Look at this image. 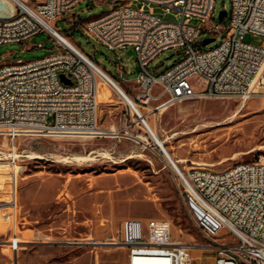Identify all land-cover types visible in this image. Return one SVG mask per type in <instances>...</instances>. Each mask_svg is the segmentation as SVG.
<instances>
[{
    "label": "built area",
    "instance_id": "obj_1",
    "mask_svg": "<svg viewBox=\"0 0 264 264\" xmlns=\"http://www.w3.org/2000/svg\"><path fill=\"white\" fill-rule=\"evenodd\" d=\"M9 1L14 13L0 14V46L30 40L44 29L57 41L55 50L36 58V64L17 58L13 61H20L19 70H11L12 61L6 59L0 65V134L11 140L8 156L17 166L20 154L15 142L22 134H101L98 93L103 76L96 62L69 38L70 31L65 33L53 23L83 0ZM110 1L114 7L102 15L68 19L109 49L134 47L139 72L130 94L142 111H160L190 99L246 101L264 96V70L256 87L262 90L253 87L264 67V43L245 41L249 33L264 38V0H231V9L224 7L229 11L227 24L211 22L216 0ZM154 6L176 18L166 20L148 10ZM54 29L71 42L59 39ZM205 37L220 42L203 49ZM170 48H181L182 58L163 70L151 65ZM119 71L122 75V68ZM153 102L157 104L151 108ZM171 166L183 205L217 252L215 264H264V153L255 161L232 165L233 175L187 161ZM88 242L126 247L128 264L194 261L192 246L175 238L171 222L164 218H126L118 236ZM22 243L17 234L3 242L16 251Z\"/></svg>",
    "mask_w": 264,
    "mask_h": 264
},
{
    "label": "rangeland",
    "instance_id": "obj_2",
    "mask_svg": "<svg viewBox=\"0 0 264 264\" xmlns=\"http://www.w3.org/2000/svg\"><path fill=\"white\" fill-rule=\"evenodd\" d=\"M103 1L109 2L83 0L53 23L65 33L70 31L69 38L130 94L139 72L134 47L109 49L89 38L77 21L68 19L73 15L86 20L115 5ZM231 5V0H216L211 22L227 24L219 13L225 6L230 10ZM148 10L166 20L176 18L158 6ZM13 13V4L0 0V14ZM245 41L259 45L264 38L249 33ZM219 42L216 39L203 49ZM40 43L43 47H38ZM56 45L55 37L44 29L30 40L2 44L0 65L5 59L9 63L43 57ZM180 51L167 49L151 65L166 69L182 58ZM101 84L99 125L114 128L116 133L22 134L15 142L20 154L17 166L8 156L11 140L0 134V264H128V249L123 246L60 242L109 241L112 235H119L123 220L130 217L169 220L174 237L192 246L193 264H215L217 252L183 205L172 166L116 89L105 79ZM143 112L169 150L185 159L182 162L221 170L255 161L264 153V96L246 101L190 99L160 111ZM14 234L23 242L18 251L3 244ZM225 235L231 234L226 231Z\"/></svg>",
    "mask_w": 264,
    "mask_h": 264
},
{
    "label": "bare ground",
    "instance_id": "obj_3",
    "mask_svg": "<svg viewBox=\"0 0 264 264\" xmlns=\"http://www.w3.org/2000/svg\"><path fill=\"white\" fill-rule=\"evenodd\" d=\"M55 35L64 41L71 42L62 32L54 29ZM29 64H36V59H31L29 60ZM98 69L101 72V75L103 76V79L107 80L119 93L121 98L131 107L132 111L136 113L138 116L141 115L142 122L145 125L146 130L148 131L150 137L154 140V142L157 144V146L160 148V150L163 152L166 160L171 164L179 165V162L185 161V159L177 158L167 147L165 139H163L156 128L153 126V124L149 121L148 115H145V113L139 108V106L136 104L132 96L125 90V88L118 82L116 81L107 71H105L100 65L94 63ZM20 68V61H12L11 62V70H19ZM264 70V67L261 69L260 73L256 77L253 87H257V81L258 78L261 76L262 72ZM103 94V87L100 82V90L98 93V99L102 97ZM144 119V120H143ZM223 122V121H222ZM118 131V130H117ZM98 133L101 134H113L116 133L115 129H106L103 127H100L98 130ZM85 136H94V134H86ZM234 173V166H229L227 168L223 169V175H233ZM118 254V253H117Z\"/></svg>",
    "mask_w": 264,
    "mask_h": 264
},
{
    "label": "water",
    "instance_id": "obj_4",
    "mask_svg": "<svg viewBox=\"0 0 264 264\" xmlns=\"http://www.w3.org/2000/svg\"><path fill=\"white\" fill-rule=\"evenodd\" d=\"M219 18L221 19V20H228L229 19V11L228 10H226V9H223V10H221L220 11V13H219ZM215 40V37H205L204 39H203V46H206V45H208L209 43H211L212 41H214ZM62 78L64 79V75H62ZM140 118H142L141 117V115L139 116ZM144 120V119H143ZM62 243H66V244H76V243H90V242H88V241H85V242H80V241H68V242H60V244H62Z\"/></svg>",
    "mask_w": 264,
    "mask_h": 264
}]
</instances>
